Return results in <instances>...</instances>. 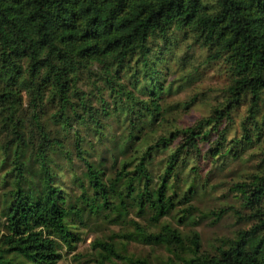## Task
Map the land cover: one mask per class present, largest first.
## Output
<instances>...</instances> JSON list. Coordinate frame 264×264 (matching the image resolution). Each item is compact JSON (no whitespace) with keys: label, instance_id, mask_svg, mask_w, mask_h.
Masks as SVG:
<instances>
[{"label":"trees","instance_id":"obj_1","mask_svg":"<svg viewBox=\"0 0 264 264\" xmlns=\"http://www.w3.org/2000/svg\"><path fill=\"white\" fill-rule=\"evenodd\" d=\"M211 1L209 5L206 0H0V73L15 84L23 72L22 60H27L29 79L24 88L30 97L27 118L31 126L30 137L25 139L21 88L2 86L0 126L10 135L5 147L13 144L15 155L10 169L12 186L4 193L6 223L5 232L0 235V264H6L9 259L5 255L11 253L36 264H55L61 255L59 248L73 250L79 240L68 218L72 214L81 216V208L67 207L63 191L52 179L48 150L54 145L60 150L64 147L59 139L51 138L40 119L43 91L36 82L38 78L44 87H52L51 97H57L60 117L66 122L75 70L81 64L96 61L105 67L134 53L144 56L150 36L173 24L192 28L197 39L212 50L209 57L224 55L230 64L233 79L227 86L225 104L214 106L209 115L190 125L159 135L146 145L132 166L129 161H122L107 183L101 170L84 155L80 137L75 133V155L86 166L92 190L91 197L86 196L84 189L79 197L89 211L97 212L103 207L122 218L128 211L127 200L131 199L137 214L149 211V221L157 223L184 200L187 204L179 207L178 221L188 219L198 211L188 202L195 192L193 185L189 183L176 200L170 179L182 158L199 152V140L228 117L246 93L251 95L247 118L253 122L256 136L264 139V111L260 120L256 119L259 95L264 89V0ZM43 73L47 78L42 77ZM177 138L180 140L167 155L157 183L152 185L147 166L152 153ZM26 140L38 162L37 181L29 178L23 159ZM64 152L69 153L66 149ZM232 189L240 192L257 221L250 228L238 230L235 237L221 239L215 254L200 251L197 231L183 236L168 222L158 230H148L132 219L133 229L125 236L164 244L173 255L168 264H264V174L234 182ZM229 208L213 211L215 221ZM256 229L262 231L258 238L253 235ZM95 243L101 249L100 257L92 264H147L145 257L119 251L110 242ZM173 257L179 261L174 262Z\"/></svg>","mask_w":264,"mask_h":264},{"label":"rangeland","instance_id":"obj_2","mask_svg":"<svg viewBox=\"0 0 264 264\" xmlns=\"http://www.w3.org/2000/svg\"><path fill=\"white\" fill-rule=\"evenodd\" d=\"M206 1L209 5L212 3ZM195 35L192 28L173 24L164 32L157 31L150 36L149 49L144 56L134 53L105 67L96 61L81 64L75 70L71 105L68 104L65 110L66 122L60 117L57 97H51L52 87H44L41 79H37L43 91L40 119L51 138L59 139L64 147L60 150L54 145L48 150L53 182L63 191L67 207L81 208V216L72 214L68 218L79 240L73 250L60 247L61 255L55 264L94 263L101 250L95 243L97 240L110 242L119 251L145 257L147 264H168L173 255L164 244L144 243L125 236L133 229L132 219L148 230H158L162 223L168 222L183 236L197 231L200 251L207 254L217 253L221 239L233 238L238 230L250 228L257 221L256 216L250 215L252 210L244 203L240 192L232 189L234 182L249 181L254 175L264 174V139L256 136L253 122L247 118L251 102L249 93L231 108L228 117L222 118L218 126L211 127L199 140L198 153L182 158L170 179L176 200L189 183L193 185L195 192L188 202L198 211L188 219L178 221L179 207L187 204L184 200L159 222L152 223L148 219L149 211L137 214L131 199L127 200V214L121 218L103 207L97 212L89 211L79 197L83 189L86 196L91 197L92 190L88 185L86 166L75 155V133L80 137L84 155L101 170L103 181L107 183L122 161H129L132 166L146 145L159 135L190 125L209 115L214 106L225 104L227 86L233 79L230 64L224 55L209 57L212 50ZM22 63L23 72L15 84L0 73V88L5 84L21 88L20 114L22 117L26 114V139L31 130L27 118L30 97L24 88L29 74L27 60L23 59ZM42 75L46 77L44 73ZM263 111L264 89L258 99L257 120ZM35 135L33 133L32 140ZM9 136L0 126V235L5 232L6 223L4 193L12 186L13 178L10 169L14 147L13 144L5 147ZM179 140L177 138L168 147H160L152 153L153 158L147 163L152 185L157 183L167 155ZM25 142L28 144L23 151L26 170L29 178L37 181L38 162L31 153L30 143ZM65 149L69 153L64 152ZM230 206L215 221L213 211ZM261 233L256 229L254 238L260 237ZM5 256L9 259L6 264H36L21 255ZM173 260L179 261L176 257Z\"/></svg>","mask_w":264,"mask_h":264}]
</instances>
